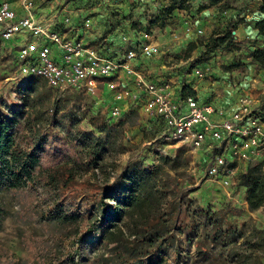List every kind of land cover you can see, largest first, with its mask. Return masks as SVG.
<instances>
[{
  "label": "rangeland",
  "instance_id": "obj_1",
  "mask_svg": "<svg viewBox=\"0 0 264 264\" xmlns=\"http://www.w3.org/2000/svg\"><path fill=\"white\" fill-rule=\"evenodd\" d=\"M100 1L105 3L106 10L98 16L101 12L92 9ZM118 1L125 3L124 9L116 5ZM171 1L34 0L40 23L49 28L56 26L66 38L83 34L100 52L123 49L120 35L125 31H146L149 39L145 42L156 43L160 49L155 56L140 61L139 69L146 78L178 81L182 73L186 76L199 66L207 69L201 78L202 84L205 81L203 85L211 87L210 83L217 81L222 83L217 90H222L234 86L235 81L238 84L246 75L255 77L258 67L250 52L255 46L264 47V38L257 37L250 28L251 23L247 22L256 19L254 8L248 10L242 0H178L182 8L168 14L164 11ZM65 16L69 17L68 24L62 22ZM85 18L90 19L86 28L80 25ZM242 27L247 30L241 31ZM197 29L202 32L198 33ZM225 29H232L233 33L228 42L219 44L203 60L196 61L208 37ZM7 47L8 43L0 42V116L10 117L13 110L24 108L23 96L35 94L25 90L26 82L36 79L37 91H41L44 79H21L14 66V54L6 51ZM125 78L119 75L115 80L122 85ZM109 93L107 88L101 97L72 89L52 90L44 99L43 111L50 106L53 108L56 101L55 115L51 117L53 111L48 109L49 118L43 123L42 133L47 134L44 149L64 152L70 163L76 160L72 148L78 144L66 132L67 117L76 122L70 126L71 134L94 133L106 140L107 146L97 164L82 154L80 159L87 169L78 171L71 186L57 194L42 187L1 192L0 206L6 214L0 222V258L14 259V264H51L53 252L59 255L66 247L61 238L75 239L88 225V214L94 209L100 214L103 205L92 191L99 186L119 187L124 170L140 166L154 171L153 180L160 198L153 199L142 214L125 215L118 220L123 245L133 246L135 254L143 259H154L158 255L165 261L180 259L179 264H264V206L249 209L245 189L238 184L239 174L247 164L238 162V171L229 176L227 183L207 178L203 175L206 162L194 159L187 147L165 141L161 136V123L132 107L110 121L107 131L98 134L90 126L88 116L98 112L100 119L106 120ZM200 96L206 99L209 94ZM54 137L64 141V146L54 142ZM40 143L38 139L37 144ZM117 199L116 193L113 197H102V201L109 204ZM55 200L64 212L77 217L74 222L42 216V210ZM166 215H171V219H166ZM106 223L104 220L92 232H87L86 237L99 240ZM154 226L165 230L163 234L173 236L169 234L156 254L147 257L145 243L139 238ZM121 248L120 245L114 248L110 243L98 245L84 250L81 259H86L85 264H99L100 259L109 264L107 259H116Z\"/></svg>",
  "mask_w": 264,
  "mask_h": 264
},
{
  "label": "built area",
  "instance_id": "obj_2",
  "mask_svg": "<svg viewBox=\"0 0 264 264\" xmlns=\"http://www.w3.org/2000/svg\"><path fill=\"white\" fill-rule=\"evenodd\" d=\"M62 22L68 24L69 17ZM89 23L85 18L80 25ZM147 39L146 31L131 29L120 35L123 49L100 52L83 34L66 38L56 26L40 23L34 0H0V42L8 43L6 51L14 54L21 79L39 77L58 92L72 89L98 97L107 88L111 97L106 120L131 107L157 119L162 138L206 162L203 175L213 180L227 183L238 162L251 165L264 158V96L254 97L245 90L247 84L239 83L233 86L234 100L218 104L170 78H146L139 69L141 59L160 52ZM206 70L194 67L191 75L201 79ZM119 75L126 76L122 85L115 80Z\"/></svg>",
  "mask_w": 264,
  "mask_h": 264
},
{
  "label": "trees",
  "instance_id": "obj_3",
  "mask_svg": "<svg viewBox=\"0 0 264 264\" xmlns=\"http://www.w3.org/2000/svg\"><path fill=\"white\" fill-rule=\"evenodd\" d=\"M179 1L172 0L165 7L164 12L169 14L175 8H182ZM257 9L262 14L261 18L256 22L257 34L264 38V0L258 1ZM232 36V29H225L215 35L211 34L205 43V49L200 53L196 61L203 60L209 52L213 51L219 44L229 40ZM250 56L258 68H264V47L255 46L251 50ZM36 82V79L34 81L30 79L25 84V90L29 89L35 94H27L22 97L24 108L13 110V115L10 117L0 116V194L2 191L36 190L38 187L57 194L58 191H63L71 186L70 182L74 180L78 171L87 169L85 164L81 162L82 154L86 156L88 161L97 164V160H101V153L107 146V141L101 139L99 135H94V133L89 132L81 136L71 134L69 132L70 126L76 124V122L71 117H67L69 125L66 127V132L69 133L72 141L78 144L77 147L72 148L76 160L70 163L69 156L64 155V152L44 149V140L47 134L42 133L43 123L49 118L46 115L49 112L48 109L53 111L51 117L55 115L56 101H53V108L50 106L43 111L42 103L53 89L44 80L42 90L37 91ZM185 89L191 92L187 88ZM88 122L93 129L98 131V134L107 131L110 128L109 125H111L108 120L100 119L98 112L90 114ZM22 129L25 131L21 134ZM85 137L86 140H84ZM38 139L41 140L40 144H37ZM53 141L63 146L65 144L64 141L57 137H54ZM152 173L154 171L134 166L129 170L128 168L124 170L118 183L119 187L113 189L111 185H107L94 189L92 194L98 195L101 205H103L100 214L97 215L95 209L89 213L88 225L83 233L75 239L70 241L69 237L63 236L61 238L66 247L62 249L63 251L59 255L53 252L51 264H85L86 259H81L84 250L94 249L98 245H107L109 243L113 244L114 248L117 245L122 246L119 253H116V259H107L109 264H179L180 259L176 258L173 261H165L159 258L158 255L154 259L148 257V255L156 254V251L161 247L163 239L167 238L169 234L173 236L172 233L163 234L165 230H158L156 226L139 238L143 244L145 243L147 248L145 255L148 259L137 256L133 246L127 247L121 242L122 232L120 231L121 227L118 220L125 215L142 214L146 206L152 205L151 201L153 199L160 198V195H157L158 189L155 186ZM238 184L245 189V200L249 209L254 210L264 206V158L246 166L239 174ZM115 193L119 195V199L114 204L102 201L103 195L113 197ZM109 207H111L110 210ZM5 214V210L0 206V222ZM41 214L45 218H54L66 223H72L77 218L72 213L64 212L59 207L58 200L49 202ZM166 219H171V215H166ZM104 220L107 222L106 230L101 233L100 239L94 241L92 238H87L86 233L92 232ZM103 261L104 259H100L99 264H104ZM0 264H14V259L2 256Z\"/></svg>",
  "mask_w": 264,
  "mask_h": 264
},
{
  "label": "crops",
  "instance_id": "obj_4",
  "mask_svg": "<svg viewBox=\"0 0 264 264\" xmlns=\"http://www.w3.org/2000/svg\"><path fill=\"white\" fill-rule=\"evenodd\" d=\"M202 1L206 2V0H202ZM258 1L259 0H242V2H243L242 4H245L246 8L248 10L251 8L255 9L254 13L256 15V19H254V20L248 19L247 22L251 23L250 28L252 29L253 33H256L257 37H260L257 34V29H256V22L262 16V14L257 9ZM191 2H196V1L192 0ZM116 5H118L119 7L121 6L122 9L125 8V6H124L125 3H121V1L118 4L116 3ZM92 10H97L98 12L100 11L101 13H98L97 15L98 16L102 15V13L105 12V10H106L105 9V3L100 1L97 4H94V8ZM54 13H52V14H54ZM59 14H61L60 11H59ZM246 16H248V15H246ZM247 27H249V26H247ZM247 27L246 28L242 27L241 31L244 32L245 30H247ZM241 31L239 28V31H238L239 34ZM184 74L185 73H182V75L178 81H176V80H174V81L178 82V85H180V86L185 85L184 87H187V89L190 90L191 93H196L198 95H203L205 93H208L209 94L208 98H211L215 103H218V104H226V102L230 103L231 101L234 100L233 86H230L229 88L223 87L224 89H222V90L218 89L217 90V88H219L222 85V83L214 81V83H210L211 87H205L203 85V84H205V81H203V84H202V79L192 77L191 73H186V76ZM188 76H191V77H188ZM239 80L240 81H238V82L240 84H242V85L247 84V86L246 85L244 86L245 90L252 93L254 95V97H256V94H260L259 97L264 96V95H262V92H264V68H258V70L255 73V77H253L252 75L251 76L246 75L245 77H243ZM236 83H237V81H235L233 83V85H235ZM255 89H259V90L256 91Z\"/></svg>",
  "mask_w": 264,
  "mask_h": 264
}]
</instances>
